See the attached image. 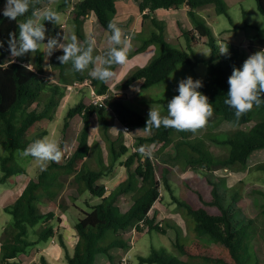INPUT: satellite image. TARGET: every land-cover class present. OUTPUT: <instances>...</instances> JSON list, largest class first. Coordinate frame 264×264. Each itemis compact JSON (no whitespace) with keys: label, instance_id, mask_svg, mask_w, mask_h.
<instances>
[{"label":"trees","instance_id":"obj_1","mask_svg":"<svg viewBox=\"0 0 264 264\" xmlns=\"http://www.w3.org/2000/svg\"><path fill=\"white\" fill-rule=\"evenodd\" d=\"M257 1L264 14V0ZM5 2L6 0H0V41L4 42V47L0 48V63L5 62L6 57L10 56L7 50L9 33L17 31L19 22L10 21L3 16ZM138 2L144 17L142 27L145 26L147 18H151V23L156 26L149 37L140 43L139 49L145 50L155 43L161 44L164 49L154 55L147 64L132 71L119 86L128 87L139 81L144 89L165 80L180 62H187L193 68L196 67L201 59H194L192 55H195L196 46L201 42L210 44L214 49V55L220 56L219 48L214 42L216 35L213 27L200 13L202 6L214 4L219 13L227 14L234 23L227 0H138ZM44 4H48V0H44ZM65 6L70 9L74 7L70 15L75 22V35L82 43L87 37L84 23L88 15L95 13L100 26L109 31L108 24L110 21H115L118 12L117 0H64L60 7ZM182 7L188 8L192 27L182 29V36H167L164 22L156 16L157 11ZM61 8L55 10L60 12ZM246 25L250 24L247 22ZM45 27L47 36H56L61 28L47 21ZM226 46L229 48L228 56L223 55L220 61L207 60L206 77L193 78L203 83L198 91L206 95L213 106L216 116L214 125L217 126L222 121H230L238 125L237 129L225 136L210 135L215 142L228 147V152L224 155H216L205 138L195 136L201 129L193 133L163 126L159 129L146 128L148 114L145 111L136 109L128 97L110 92L109 82L93 79L87 70L75 72L71 63L62 65L56 59L63 54L62 51L55 52L52 58L53 68L59 71L58 81L49 80L46 76L44 54L39 51L36 52L34 62H26L20 58V62L9 64L6 70L0 68V141L9 151L2 157L1 183H16V175L26 173L25 167L17 162L16 152L24 150L33 141L48 134L45 124L55 118L57 108L68 90V84L89 77L93 79V85L99 93H110L106 98V106L87 104L81 100L70 107L65 117L64 133L66 128L70 127L71 119L76 115H81L84 120L76 149L67 156L65 162H51L37 176L30 178L17 199L5 206V210L12 213L13 220L5 228L0 240V264H12L13 260L26 253L28 248L55 239L59 232L53 220L61 217L55 210L47 211L41 208L39 202H43L46 198L52 200L58 198L69 175L72 176L71 183L77 185V193H70L75 199L72 200L71 206L79 210L78 214L74 215L78 241L74 253H67L69 264H95L100 254L114 261L113 248L128 247L123 235L137 223L138 231H145L148 228L149 231L157 229L166 233L167 229L156 222V215L151 216L150 212L155 203L162 198L163 184L168 190L173 191L169 179L171 168L166 164L162 175L158 178L161 163L154 156L151 159L142 158L137 151L140 146H145L148 142L162 144V150L173 145L176 149L175 153L170 154L167 160L190 166L203 177L199 181L186 180L187 191L184 198L181 199L173 194L175 202L184 208L186 215L194 222L193 228L198 238L193 243L187 244L178 235L175 241L177 253L168 254L154 249L151 254L140 256V263L260 264L254 242L257 235L255 218H249L245 212L239 210L236 198L229 192L227 176L219 177L216 171L222 168L243 169L255 152L264 149V103L259 107L254 106L239 120L235 117V110L224 103L229 90L228 78L233 69L242 68L249 56L264 50V27L249 39L245 54L244 48L238 44L227 42ZM27 63H31L34 71H28L22 66ZM117 68L118 66H113L114 71H117ZM47 92L50 94L43 101ZM112 113L114 118L111 116ZM95 114L104 125V136L109 143V154L106 158L103 156L102 143L96 142L101 155V166L98 168L91 167L88 162V157L95 146L91 142V126ZM111 119L118 120L123 126L117 137L110 132ZM125 126L129 127L130 132L141 127L151 134L139 136L137 149L132 151L123 140L117 145V140L126 131ZM123 155H127L124 161L121 160ZM118 163L125 166L136 163L137 166L126 180L109 191L101 180L111 174ZM258 166L264 169V161ZM254 189L255 192L264 195V188L254 187ZM130 191L133 192L134 201L127 210L123 211L121 206L123 198ZM88 192L92 197H98V201L90 203L89 209L77 203L80 199L79 195ZM60 206L62 209L66 205L60 202ZM262 214L264 216V203ZM142 220L144 225L139 224ZM111 233L114 238L104 243V237ZM204 237L208 238L210 243L201 239ZM64 239L61 234L62 244H65ZM43 260L49 264L45 258Z\"/></svg>","mask_w":264,"mask_h":264},{"label":"rangeland","instance_id":"obj_2","mask_svg":"<svg viewBox=\"0 0 264 264\" xmlns=\"http://www.w3.org/2000/svg\"><path fill=\"white\" fill-rule=\"evenodd\" d=\"M118 12L115 15V22L123 30L125 34L130 35L131 50L127 53L128 62L123 68L118 69V79L110 81V92L118 93L120 96H126L135 106L136 109L149 113L150 107L153 104L158 107L162 115L167 114V103L176 95H178V84L181 79H185L189 76L192 78L203 79L207 75L208 64L207 60L220 61L223 55H214L213 47L205 42L199 43L196 47L195 55H192L194 59H201L196 67L190 66L187 62H180L173 72L163 81L153 86L142 89L139 82L132 84L131 86L124 87L119 86L126 80L129 74L140 66L147 64L154 55L158 54L164 49V47L155 43L148 46L145 50H140V43L143 42L154 31L156 26L151 23V18L146 19V24L142 27L143 15L139 19L137 16L141 14L139 9L138 0H117ZM229 4V10L233 16L234 23L225 13H219L214 4L202 6L200 13L206 18L207 22L213 27L215 32V44L220 49L226 47L227 42L238 44L244 48L243 52L246 53L245 48L249 43V39L256 35L260 28L264 27V14L259 8L257 0H227ZM59 3H64V0H57L54 7H57ZM57 9V8H56ZM62 20H65L66 16L62 10H60ZM159 20H162L165 27V34L171 37L182 36V29H189L192 27L191 19L188 15V9L182 7L181 9H159L156 13ZM72 20V19H71ZM247 22L250 25H246ZM67 28H62L68 32V34H75V22H68ZM136 24V28L133 31L132 28ZM91 31L86 27L85 35L93 33L97 41L96 54H102L108 47L107 36L110 35L109 31H100L94 25H91ZM158 29V28H157ZM159 30V29H158ZM60 31V30H59ZM133 32V34H131ZM183 42L187 47L186 40L183 38ZM208 55H205L204 53ZM54 56V55H53ZM19 58V57H18ZM23 61H35L36 53L33 55L28 53L27 55L20 57ZM19 58V59H20ZM9 56L5 60H8ZM49 64L46 76L53 77L51 80H59V71L54 70L52 62L47 61ZM179 66V68H177ZM135 85L139 91H134L132 86ZM50 92H47L43 101L46 100ZM91 95L89 87H83L80 90H67L61 104L58 106L55 118L52 121H48L45 124L48 129V134L43 137H49L59 142L63 151V156L60 163L67 160V156L74 152L78 143L81 131L84 126V120L81 115H76L71 119L70 127L65 131V117L71 106L84 100L87 104L90 103ZM43 101L41 104H43ZM114 114L112 113V118ZM215 114L209 119L207 125L201 129L195 136H202L210 144V148L216 155H224L228 152V147L223 144L215 142L210 138L211 134H217L219 136H225L227 133L238 128L236 123L230 121H222L217 126L214 125ZM112 125L110 126V132L114 137H117L119 132L123 130V126L118 120H110ZM104 125L99 120V117L95 114L91 126V142L95 144L93 151L88 157V162L93 168L101 166L99 154V147L96 146V142L99 141L103 145V156L107 158L109 152V143L104 136ZM121 129V130H120ZM150 131L144 128H137L135 131L130 132L126 130L117 140V145L120 141L132 148V151L137 149V142L139 136H149ZM35 135V134H34ZM40 137L39 139L43 138ZM34 142V141H33ZM147 145L154 147V157L159 163L158 178L162 175V170L168 164L171 171L169 172V179L172 183L173 191L167 189L163 184V195L158 200L153 209L150 212L151 216L156 215V222L163 225L167 229L166 233H162L157 229L149 231L148 228L145 231L134 232L133 228H130L123 237L127 240V248L121 249L119 247L113 248L115 254L114 261H111L106 255L100 254L97 257L95 264H119L122 261V257L127 253L130 255L128 264H141L140 256L149 255L154 249L160 252L165 251L168 254L177 253L178 250L175 246V241L179 235L184 243L191 244L198 236L194 231V222L186 215L184 208L178 206L175 202L174 195L179 198H184L187 191L186 180L199 181L203 175H200L190 166H184L183 164L173 163L169 158L170 154L175 153V147L170 145L162 150V144L156 145L154 142H148ZM136 147V148H135ZM141 147V146H140ZM16 152L17 162L25 167L26 173L16 175L17 182L1 183L0 182V240L3 237L4 230L8 224L13 220L12 213L5 210V206L13 203L22 192L26 185V182L37 176L43 169L40 165L31 157L21 158ZM9 153L7 148L0 141V175L2 174V157ZM127 155H123L121 160H126ZM264 161V149H260L254 153L249 159L248 165L239 170H232L230 168L218 169L216 172L221 176H227L230 188V194L236 198L239 206V210L245 212L249 218H255L257 225V235L255 237V245L260 258L261 263L264 264V216L262 214L264 195L255 192L254 187L264 188V169L258 165ZM137 166L136 163H132L130 166H125L120 163L116 165L113 172L101 180V183H105L107 187L112 190L121 182L126 180L132 170ZM68 177V176H67ZM71 175L66 181L65 187L61 190L58 198L52 200L46 198L43 202H39L41 208L44 210L58 211L63 218V223L58 217L53 220L55 226L59 227L60 232L56 235L55 239H49L44 242L38 243L34 247L28 248L26 253H22L19 258L13 260L12 264H46L43 258L49 262V264H69L67 253H74L76 241L73 242L69 238V233L64 236L65 231L68 229V225H74L75 214H78L79 210L75 206H71V201L75 200L70 193H77V185L71 183ZM221 182V181H220ZM223 186V182H221ZM59 188V187H58ZM174 194V195H173ZM80 199L77 203L84 208L89 209L90 203L98 201V197H92L88 192L80 194ZM133 192H129L123 198L122 210H127L133 203ZM60 202L66 206L61 209ZM59 210H64L61 213ZM246 216V215H245ZM246 216V217H247ZM61 234L65 237V244H62ZM30 235H33L31 230ZM78 238V235H76ZM114 238L111 233L104 237L103 242L108 243ZM206 243H210L208 238H201ZM55 240V241H53ZM148 264V263H143Z\"/></svg>","mask_w":264,"mask_h":264},{"label":"clouds","instance_id":"obj_3","mask_svg":"<svg viewBox=\"0 0 264 264\" xmlns=\"http://www.w3.org/2000/svg\"><path fill=\"white\" fill-rule=\"evenodd\" d=\"M53 3L55 0H48L47 6L44 0H6L3 16L10 21L19 22L17 31L9 33L7 50L10 58L0 63V68L6 70L16 58L28 53L33 55L39 51L44 54L45 67L48 69L49 58L55 52L62 51L63 54L56 59L62 65L71 63L73 71L87 70L93 79L104 83L118 79V73L113 70V66L125 67L128 62L127 53L131 50L130 38L118 26V23L109 22L108 47L102 54L94 55L97 47L94 34H89L83 43L75 34L69 35L64 30L62 35L58 33L56 36H47L46 21L58 26L63 24L61 14L51 6ZM29 13L31 14L28 15ZM3 47L4 42L0 41V48ZM219 54L228 56V46L221 47ZM22 66L28 71H34L31 63ZM228 84L229 90L224 103L235 110L237 120L251 111L254 106L259 107L264 103L262 99L264 96V50L249 56L242 68H234L228 78ZM202 86L201 80H194L191 76L181 79L177 88L179 94L167 103L166 115H162L158 107L151 105L146 128L159 129L163 126L193 133L204 128L213 116L214 109L208 97L198 91ZM132 89L139 91L135 85ZM137 151L142 158L151 159L154 155V147L151 145L141 146ZM18 154L21 158L31 157L41 168H46L51 162H60L63 151L57 140L46 136L35 140Z\"/></svg>","mask_w":264,"mask_h":264},{"label":"crops","instance_id":"obj_4","mask_svg":"<svg viewBox=\"0 0 264 264\" xmlns=\"http://www.w3.org/2000/svg\"><path fill=\"white\" fill-rule=\"evenodd\" d=\"M57 0H55V2H56ZM118 3V2H117ZM55 3H53L51 6L54 8V9H56V8H61L60 6L62 5V3H59L58 4V6L57 7H54L53 5H54ZM46 6H47V4H46ZM185 8H187V7H185ZM188 9V8H187ZM60 10H62L63 12H64V14H65V16H66V18H65V20H63V24H62V28H67L68 27V22L70 21V22H72L73 21V19H72V17H71V15H70V12H71V9H70V7H68V6H65V7H63V8H61ZM60 13V12H59ZM141 15H142V13L139 15V16H137V19H139L140 17H141ZM72 19V20H71ZM143 22V21H142ZM91 25H94L95 27H97L98 28V30L100 31L101 29H103V30H101L102 32L103 31H107V30H105L104 28H102L101 26H100V24L98 23V21H97V16H96V14L95 13H91L90 15H88V17H87V19H86V21H85V23H84V28H85V30H86V27L88 28V30L89 31H91V28H89V27H91ZM134 25V24H133ZM62 28H60V31H59V33L62 35L63 34V30L64 29H62ZM135 28H136V24L133 26V28H132V30L134 31L135 30ZM75 30H76V28H75ZM65 32H67L66 30H64ZM68 33V32H67ZM73 33H75V31H73ZM91 34H93V33H91ZM131 34H133V32L131 33ZM69 35H71L70 33H69ZM127 35H129V34H127ZM129 37H130V35H129ZM55 54V53H54ZM53 54V55H54ZM53 55H52V57H50L49 58V61L50 62H52V58H53ZM20 58V57H19ZM31 62H33V61H31ZM44 65H45V61H44ZM45 72L47 73V68L45 67ZM54 69V68H53ZM118 69H119V67L117 68V71H118ZM54 70H57V69H54ZM116 71V72H117ZM45 73V74H46ZM48 76V75H47ZM139 82V81H138ZM140 83V82H139ZM30 180V179H29ZM29 180L26 182V185H27V183L29 182ZM26 185H25V187H26ZM24 187V188H25ZM24 188H23V190H24ZM22 190V191H23ZM109 191H110V189H109ZM22 193V192H21ZM20 193V194H21ZM71 203H72V201H71ZM63 211L64 210H62V212L61 213H63ZM57 214H58V211H57ZM76 215V214H75ZM58 216H60L61 217V219H60V221L63 223V218H62V216L60 215V214H58ZM60 228L59 227H57L56 226V230H57V232H60V230H59ZM69 233V238L71 239V240H73V242L74 241H78V238H76V235H78V232H77V230H76V227H75V222H74V225H70V222H69V225H68V229H67V231H65V233H64V236L66 237V235ZM64 237V238H65Z\"/></svg>","mask_w":264,"mask_h":264},{"label":"built area","instance_id":"obj_5","mask_svg":"<svg viewBox=\"0 0 264 264\" xmlns=\"http://www.w3.org/2000/svg\"><path fill=\"white\" fill-rule=\"evenodd\" d=\"M72 8H74L72 6ZM71 8V9H72ZM129 36V35H128ZM10 58V56H9ZM21 60L19 58H16L15 62H20ZM83 87H89L90 90V95H91V99H90V103L96 105V106H106V98L109 97L110 93H99L96 89V87L93 85V79L92 78H86L84 80H77L74 83H70L67 85L68 90H80ZM109 109H111L110 106H107ZM126 130H129L128 126H125ZM140 225H144V220L139 222ZM138 223L135 224L133 230L134 232L138 231ZM55 241V240H53ZM130 258V255L127 253L125 256L122 257V261L121 264H128V260Z\"/></svg>","mask_w":264,"mask_h":264}]
</instances>
